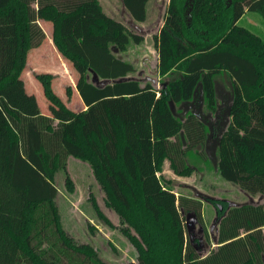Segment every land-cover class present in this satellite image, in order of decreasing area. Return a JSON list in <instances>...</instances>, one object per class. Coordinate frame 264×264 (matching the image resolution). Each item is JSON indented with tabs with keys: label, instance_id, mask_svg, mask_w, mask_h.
<instances>
[{
	"label": "trees",
	"instance_id": "1",
	"mask_svg": "<svg viewBox=\"0 0 264 264\" xmlns=\"http://www.w3.org/2000/svg\"><path fill=\"white\" fill-rule=\"evenodd\" d=\"M121 1L135 21L147 19L150 0ZM247 12L264 21V0H169L154 39L159 73L172 77L157 88L129 78L136 66L114 50L142 36L100 0H0V264H105L91 244L73 241L55 204L54 173L70 155L90 163L107 205L126 223L137 256L125 264H264V205L224 206L218 245L203 257L181 211L202 220L201 199L178 194L161 175L166 160L174 173L191 175L190 153L211 161L208 124L192 110L177 114L171 102L191 101L200 87L205 109L216 112V79L226 73L230 117L216 168L264 194V39L240 24ZM40 19L52 23L56 48L72 61L86 109H69L50 73L37 77L52 115L28 109L22 90L14 94L28 51L45 38ZM88 70L107 82L89 80Z\"/></svg>",
	"mask_w": 264,
	"mask_h": 264
},
{
	"label": "rangeland",
	"instance_id": "2",
	"mask_svg": "<svg viewBox=\"0 0 264 264\" xmlns=\"http://www.w3.org/2000/svg\"><path fill=\"white\" fill-rule=\"evenodd\" d=\"M168 1L150 0L147 19L144 22H137L130 16L121 0H100L103 10L108 15L123 22L133 33L142 36L140 42L131 40L125 51L114 50L118 56L133 62L136 66V71L130 74L129 78H136L141 82L150 81L157 88H161L172 77L159 73L158 52L154 39V35L164 23ZM40 23L45 31V38L39 46L28 51L26 64L19 77L20 88L15 90L14 94L18 96L22 90L23 102L28 109L36 105L41 113L52 115V108L55 107L51 108L42 83L37 77L40 73H50L53 90L66 106L75 111L86 109L76 89L78 74L73 63L60 53L53 42L52 23L44 19H40ZM240 24L249 27L264 39V21L260 15L247 12L240 20ZM87 76L97 84L107 82L100 79L92 70H88ZM216 82L218 85L216 112L205 109L200 87L197 96L191 101L180 104L171 102V107L177 114L183 115L187 110H192L200 114L208 124L210 137L208 153L211 161L202 162L193 157L194 153H190L189 162L195 164V170L191 175L182 176L174 173L168 160L165 161L161 172L165 179L170 180L169 184L178 194H186L202 201V220L193 211L184 212L182 208L181 211L184 214L187 238L194 243L198 253L203 257L209 254L211 248L217 246L219 204L225 202L228 206L242 203L264 205V194L248 193L233 182L222 178L217 171L212 149H215L214 141L219 138L230 117L231 85L226 73L218 76ZM63 116L70 117L62 111ZM54 182L58 187L55 204L59 209L61 222L75 243L91 244L105 264H125L136 259V247L129 235L123 231L126 223L107 205L106 193L88 161L70 155L66 168L54 173ZM216 199H222L224 202ZM130 231L135 233L132 229ZM262 253L264 256V251ZM85 264L95 263L89 261Z\"/></svg>",
	"mask_w": 264,
	"mask_h": 264
},
{
	"label": "flooded vegetation",
	"instance_id": "3",
	"mask_svg": "<svg viewBox=\"0 0 264 264\" xmlns=\"http://www.w3.org/2000/svg\"><path fill=\"white\" fill-rule=\"evenodd\" d=\"M209 135H208V140H209ZM208 140H207V150H208ZM218 140H219V138L216 140V141H214V145L216 146L217 145V143H218ZM213 148V147H212ZM216 200H220V201H222V202H224V200H222V199H216ZM219 204V203H218ZM242 204H249V203H242ZM242 204H237V205H233V206H239V205H242ZM260 203H257V204H254L253 203V205H259ZM261 205H263V204H261ZM224 206H227L228 208L229 207H232V206H228V204L227 203H223V204H219V212H220V216H219V222H220V219H221V216L225 213V208H224ZM223 213V214H222ZM217 245H218V243H217ZM262 257H263V259H264V256H263V253H262Z\"/></svg>",
	"mask_w": 264,
	"mask_h": 264
},
{
	"label": "water",
	"instance_id": "4",
	"mask_svg": "<svg viewBox=\"0 0 264 264\" xmlns=\"http://www.w3.org/2000/svg\"><path fill=\"white\" fill-rule=\"evenodd\" d=\"M217 88H218V85H217ZM197 90H198V89H197ZM197 90H196V92H195V96H194V97L197 96ZM217 90H218V89H217ZM198 115H200V114H198ZM225 126H226V125H225ZM215 149H216V147H215ZM215 149H214V148L212 149V152H213L212 157L214 158V160H215V162H216Z\"/></svg>",
	"mask_w": 264,
	"mask_h": 264
}]
</instances>
